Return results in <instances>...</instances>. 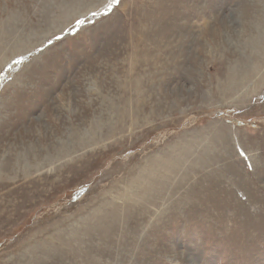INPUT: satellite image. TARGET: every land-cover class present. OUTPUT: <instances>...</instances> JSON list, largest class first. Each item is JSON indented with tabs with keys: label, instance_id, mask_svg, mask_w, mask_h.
<instances>
[{
	"label": "rangeland",
	"instance_id": "374dc122",
	"mask_svg": "<svg viewBox=\"0 0 264 264\" xmlns=\"http://www.w3.org/2000/svg\"><path fill=\"white\" fill-rule=\"evenodd\" d=\"M0 264H264V0H0Z\"/></svg>",
	"mask_w": 264,
	"mask_h": 264
},
{
	"label": "bare ground",
	"instance_id": "6f19581e",
	"mask_svg": "<svg viewBox=\"0 0 264 264\" xmlns=\"http://www.w3.org/2000/svg\"><path fill=\"white\" fill-rule=\"evenodd\" d=\"M132 56V55H131ZM133 58V57H132ZM131 80V79H130ZM121 87V86H120ZM134 88H135V90H134V92H135V97L132 99V101H131V106L132 107H134V111H129L128 110V117H129V119L131 118V119H133V118H138V116L139 115H143V114H145L144 112H143V108L145 107L144 105L147 103V100L146 99H141V100H139V96H137L138 95V93H139V90H144L145 91V89H146V87H145V85L143 84H135L134 85ZM120 90V89H119ZM123 90H124V88H123ZM143 96V95H142ZM160 102H155V104H154V106L155 107H157L158 108V104H159ZM126 110V112H127V109H124V111ZM131 110H132V108H131ZM123 111V110H122ZM130 113H131V115H130ZM123 115H121V117H122ZM118 122H119V124H121L122 126L125 124V118L123 119V117L121 118V119H119V120H117ZM123 123V124H122ZM74 134V133H73ZM113 135H115V130L113 131V133H111V137L113 136ZM110 138V137H109ZM86 141V140H85ZM81 143V142H80ZM84 143V142H83ZM83 143H81V144H83ZM72 156V155H71ZM71 158H73V157H71Z\"/></svg>",
	"mask_w": 264,
	"mask_h": 264
}]
</instances>
